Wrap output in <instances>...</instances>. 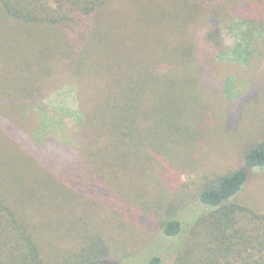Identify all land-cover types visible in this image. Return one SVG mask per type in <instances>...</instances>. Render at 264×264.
<instances>
[{
    "label": "trees",
    "instance_id": "16d2710c",
    "mask_svg": "<svg viewBox=\"0 0 264 264\" xmlns=\"http://www.w3.org/2000/svg\"><path fill=\"white\" fill-rule=\"evenodd\" d=\"M211 2L0 0L1 107L15 117L37 109L59 73L96 95L79 111L76 140L62 142L47 115L36 137L16 126L19 158L1 152L0 264H109L139 258H111L115 234L180 236L181 176L220 148L224 118L241 109L216 114L206 100L209 51L189 32ZM233 14L264 22L261 5ZM205 41L229 51L215 22ZM238 156L235 169L204 179L208 211L146 264H264V214L236 200L247 167L264 168V139Z\"/></svg>",
    "mask_w": 264,
    "mask_h": 264
},
{
    "label": "rangeland",
    "instance_id": "374dc122",
    "mask_svg": "<svg viewBox=\"0 0 264 264\" xmlns=\"http://www.w3.org/2000/svg\"><path fill=\"white\" fill-rule=\"evenodd\" d=\"M211 3L213 6L207 14L192 23L189 32L192 41L205 46L204 51H209L210 63L205 68L203 77L208 80L206 89L211 93V99L206 100L216 114H222L228 107L239 104L241 109L238 114H227L228 118H224L226 130L220 148L211 151L213 148L210 147L204 161L195 170L181 176L183 210L178 218L183 229L180 236L171 239L160 232L144 234L137 230L115 234L111 238V258L115 260L114 257H118L122 251H137L139 258H129L128 261L123 257L119 261H109V264H146L144 261L154 253L168 255L171 246L173 247L177 239H182L196 217L208 211L198 201L204 179L229 173L241 162L238 156L241 149L264 139V22L250 24L249 20L233 14L243 3L261 5L264 9V0H212ZM214 22L222 28L229 50L227 53L219 54L211 50L205 41V34ZM65 77L60 73L55 76L46 88L42 105L30 113L15 117L9 109L0 106V156L2 152L4 155L19 158L23 152L14 146V139H19L20 128L25 130V139L29 136L36 137L40 120L47 115L54 122L53 133L62 142H67L68 137L72 140L76 138L81 129L77 119L79 111L81 109L86 113L92 108L96 98L95 88L91 84L81 85L76 80ZM4 115L10 118H5ZM58 118L62 121L57 124ZM1 145H4L3 148ZM247 168L249 180L236 196V200L264 214V168Z\"/></svg>",
    "mask_w": 264,
    "mask_h": 264
}]
</instances>
